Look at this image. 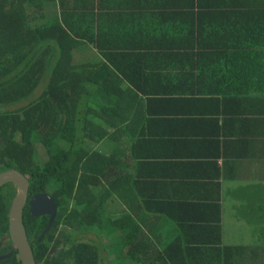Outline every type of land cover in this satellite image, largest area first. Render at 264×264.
Here are the masks:
<instances>
[{
    "label": "trees",
    "instance_id": "1",
    "mask_svg": "<svg viewBox=\"0 0 264 264\" xmlns=\"http://www.w3.org/2000/svg\"><path fill=\"white\" fill-rule=\"evenodd\" d=\"M55 6L58 13L40 21L43 8ZM176 54L210 62L238 58L240 68L253 57L254 82L264 87V0H0V171L16 170L27 179L26 198L45 193L55 206L46 231V216L22 209L34 264H101L102 250L106 264H242L251 254L219 247L217 236L203 241L199 226L181 218L172 219L171 240L153 243L149 215L160 208L130 207L109 217L104 195L95 192L88 168L95 161L93 173L100 174L103 157L90 152L98 136L88 122L106 121L103 113L119 104L122 82L146 94L163 89L142 81L156 80L159 63ZM40 81L41 93L29 100ZM213 93L228 94L225 88ZM14 194L12 184L0 187V255L10 250L2 248L11 245L7 212ZM218 221L215 206L216 235ZM90 232L98 243L80 238ZM10 252L0 264H19Z\"/></svg>",
    "mask_w": 264,
    "mask_h": 264
},
{
    "label": "crops",
    "instance_id": "2",
    "mask_svg": "<svg viewBox=\"0 0 264 264\" xmlns=\"http://www.w3.org/2000/svg\"><path fill=\"white\" fill-rule=\"evenodd\" d=\"M255 61L247 58L240 68L238 58L210 62L176 54L153 71L157 81H142L163 89L146 94L122 82L119 104L103 113L109 119L88 122L98 136L89 142L90 152L103 157L100 174L93 173L95 161L88 169L109 211L121 216L130 207L160 208L161 214L149 215L157 233L153 243L171 240L172 219L181 218L199 226L195 233L203 241L217 236L219 247L236 246L222 243L225 217L247 225L262 212L263 224L252 232L264 242V87L254 82ZM222 88L228 94L213 93ZM141 201L149 204L141 207ZM215 206L218 235L212 229ZM244 248L251 253L244 261L257 264L254 248Z\"/></svg>",
    "mask_w": 264,
    "mask_h": 264
},
{
    "label": "water",
    "instance_id": "3",
    "mask_svg": "<svg viewBox=\"0 0 264 264\" xmlns=\"http://www.w3.org/2000/svg\"><path fill=\"white\" fill-rule=\"evenodd\" d=\"M10 183L15 187V194L9 204L7 212V232L14 251L17 254L19 264H34L30 246L27 242L24 229L22 227L21 214L26 202L28 183L24 176L16 170L10 169L0 172V187ZM28 213L34 217L41 214L47 215L46 231L55 214V206L52 199L45 193L37 194L33 200L28 201ZM10 254L0 256L4 259Z\"/></svg>",
    "mask_w": 264,
    "mask_h": 264
},
{
    "label": "rangeland",
    "instance_id": "4",
    "mask_svg": "<svg viewBox=\"0 0 264 264\" xmlns=\"http://www.w3.org/2000/svg\"><path fill=\"white\" fill-rule=\"evenodd\" d=\"M48 9H49V7H44L43 10L41 11V13L43 14V18L40 19V21H44L45 19H47V18L58 13V10L56 8H53L50 10H48ZM36 23H37V21H35V24ZM78 49L80 51H85V52L91 53V50L86 45H81L78 47ZM43 86H44V81H40L39 85L34 89V91L29 96V100L35 99L41 93ZM24 104H26V100L23 102H20L18 104L12 105L11 108L20 107ZM37 156L41 159L44 157L43 151L40 147L37 149ZM106 197H107V195H106ZM231 198L235 199L234 197H231ZM232 199H230V198L226 199L224 201V207L229 205L232 202ZM111 200H114V199H112V197H111ZM261 214H263V213L260 212L257 214L256 220L246 221L247 225L243 221L238 222V224L234 223L232 220H228L225 217L223 234H222V239H223L222 243L224 245H236L237 247L246 246L249 249L252 246L255 250L253 253H255L256 257L254 260L256 261L257 264H264V249H263L264 242L260 241V239H262L263 237H259V234L252 232V231H255V230L261 228V225L263 224V220L260 216ZM115 216H117V212H114V211L109 212V217H115ZM80 238H84V240H91L94 243H98V238L95 237L94 232H90L86 236H81ZM102 243L106 244L105 241L104 242L102 241ZM5 248H10V250L5 251L6 254H8V253L11 254L10 251H14L12 245H10V246L6 245L2 249L4 250ZM260 248H262V252L260 251ZM0 256H2V255H0ZM259 256H262V257H259ZM101 259H102L101 264H106V259H109L108 257L105 256V253L103 250L101 251ZM241 263L244 264L245 261L242 260Z\"/></svg>",
    "mask_w": 264,
    "mask_h": 264
},
{
    "label": "flooded vegetation",
    "instance_id": "5",
    "mask_svg": "<svg viewBox=\"0 0 264 264\" xmlns=\"http://www.w3.org/2000/svg\"><path fill=\"white\" fill-rule=\"evenodd\" d=\"M8 170H10V169H8ZM3 171H6V170H3ZM3 171H0V172H3ZM27 180V179H26ZM28 183V182H27ZM27 194V193H26ZM41 194V193H40ZM35 195H37V194H34V195H31L30 197H28V198H26V202H25V205H24V207H26L27 208V211H28V201H31V200H33V197L35 196ZM41 215H44V216H46V222H47V215L46 214H41ZM32 217H34V216H32Z\"/></svg>",
    "mask_w": 264,
    "mask_h": 264
}]
</instances>
